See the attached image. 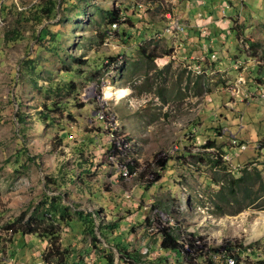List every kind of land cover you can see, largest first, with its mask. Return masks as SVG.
I'll use <instances>...</instances> for the list:
<instances>
[{"label":"rangeland","instance_id":"374dc122","mask_svg":"<svg viewBox=\"0 0 264 264\" xmlns=\"http://www.w3.org/2000/svg\"><path fill=\"white\" fill-rule=\"evenodd\" d=\"M48 1L0 0V264H54L61 252L66 264H105L103 248L114 264H229L212 248L263 244L264 0H70L38 20ZM169 16L185 32L157 37ZM199 25L206 38L189 49ZM109 86L124 96L105 97ZM103 103L127 136L114 160L95 118ZM207 139L223 143L226 168L211 165ZM245 171L251 197L228 190ZM57 193L69 214L55 220L52 255L16 218ZM76 209L91 213L96 240ZM163 226L179 252L160 246ZM233 264L264 259L241 252Z\"/></svg>","mask_w":264,"mask_h":264},{"label":"trees","instance_id":"16d2710c","mask_svg":"<svg viewBox=\"0 0 264 264\" xmlns=\"http://www.w3.org/2000/svg\"><path fill=\"white\" fill-rule=\"evenodd\" d=\"M67 1H70V0H62L61 3H59L57 0H49L47 4L40 7L41 11H38L37 19L39 20L41 16L48 18V19L54 17L55 16L54 8L56 7V5H60L61 8H63L62 3H66ZM108 10L109 11H108L107 16L110 17V20L116 19L115 12L112 9H108ZM116 20L111 21V23ZM15 32L16 31H13L11 34ZM47 32H48V28L46 27V24H44L40 28L37 34V37L40 39L45 38ZM15 36L16 34H14L12 38H14ZM146 56L149 58H152L149 52L146 53ZM222 144L217 143L214 139H207L205 141L204 146L205 147L216 146L217 155L214 156L213 158L211 157L209 158L207 157V158L209 159V161H211L212 166L226 168L227 163H225L221 157V153L224 151ZM205 153L206 155L208 154L207 152ZM256 176L258 177L259 185L261 186V188H263V193H264V182L261 179V175L257 173ZM249 180H251V182L253 181L252 176L248 174L247 171L241 172L238 176L232 177L231 182H230L232 186H230L228 190H230L232 194H235L236 188H233V187L240 188L241 187L240 185H243L244 195L247 197H251L250 196L251 187H250V183L248 182ZM61 198L62 196L59 193L53 194V195H46L45 198L40 200V202H38L31 210L21 212L16 218V221L22 222L19 232L21 234L26 233V232L35 233L36 235H39L40 238L46 239L47 242L49 243L48 250L50 249V253L52 255H54V252L52 253L51 251L56 250L58 253H60L59 248H58V243H57L58 234H57V226H56L55 220L67 219L66 215L69 214V212H67L69 211V207L67 204H64L63 202H61ZM260 207L264 208V205L261 204ZM74 213H76L78 216L82 217L88 222L86 226L87 230L90 233H92L91 238L93 239V241L96 240V235L93 234V220L91 217V213L89 212L83 213V211L80 209L74 210ZM82 215H85V216H82ZM146 220H148V218H146ZM10 225H13V223ZM161 234L162 236H161V240L159 243L160 246L163 248H167V249L171 248L179 252L180 250L179 247L183 246V244L179 242L178 238L173 234L172 230L167 229V227L163 226ZM220 247L223 248L224 250L223 255L225 253H226L225 255L226 257L228 255H231L234 257L235 261L239 260L240 253L245 250L244 244L238 241L237 239L226 240L224 244H222L221 246H215L212 248V250H215L214 252L218 253ZM103 251H104L103 255L105 257V264H114L112 250L110 248H103ZM50 253L48 252L47 254L45 252L44 256L46 257L47 255H51ZM219 254L221 253L219 252ZM62 255H64V253L62 254L61 252L59 261H57V263H54V264H66L67 263L64 259H62Z\"/></svg>","mask_w":264,"mask_h":264},{"label":"built area","instance_id":"2783aa9c","mask_svg":"<svg viewBox=\"0 0 264 264\" xmlns=\"http://www.w3.org/2000/svg\"><path fill=\"white\" fill-rule=\"evenodd\" d=\"M1 3V2H0ZM224 6H228V4H223L222 7ZM224 14V12H222ZM170 17V16H169ZM2 23V19L0 17V24ZM116 22H112V25H115ZM197 29L201 32V34L205 33L202 32V28L203 26L199 25L196 26ZM185 32V28H184V24L179 20V18H174V17H170V20L168 23H166V25L164 26V28L162 29L161 32H158V36L160 37L162 34H181ZM214 54H211V57H213ZM104 63V60H103ZM196 67H198V65H196ZM196 72H199V70H196ZM241 78V76L239 77ZM256 87L259 91V96L264 99V88L261 86V84H256ZM105 105L104 103L101 104V106L95 110V118L100 120L102 122V127L106 130V137H107V142L109 144V159L114 160L115 157L117 159V156H122L123 152H124V148H126L127 146V136H125V134L123 133H118L117 130V126L114 124V122L109 119V117L106 115L105 111H104ZM235 141H233L234 143ZM262 143H264V138L262 140ZM245 147V145L243 143L239 144V148L242 150ZM225 153H221V157L223 159V161H225V157L228 159L229 155L226 154L224 156ZM116 167H117V172L120 173L121 175L127 176L128 173V168H127V162H116ZM126 196H128V194H126ZM157 208H154L151 218L153 217V213L156 211ZM245 246V250L243 252L246 253H252L254 254V256L256 258L259 259H264V243L263 244H257L255 246L251 245L250 242L248 243H243ZM222 253H224V250H222ZM227 260L229 262V264H233L235 259L233 256L228 255L227 256Z\"/></svg>","mask_w":264,"mask_h":264},{"label":"bare ground","instance_id":"6f19581e","mask_svg":"<svg viewBox=\"0 0 264 264\" xmlns=\"http://www.w3.org/2000/svg\"><path fill=\"white\" fill-rule=\"evenodd\" d=\"M124 96V91L119 88H115L112 86L105 88V97L110 98H120ZM260 226L264 228V218H257L253 223L254 233L259 234L261 232Z\"/></svg>","mask_w":264,"mask_h":264},{"label":"crops","instance_id":"0c3cea01","mask_svg":"<svg viewBox=\"0 0 264 264\" xmlns=\"http://www.w3.org/2000/svg\"><path fill=\"white\" fill-rule=\"evenodd\" d=\"M204 11H206V9L203 10L202 14H205ZM207 11H210V9H207ZM193 13H194V12H193ZM193 13H192V14H193ZM186 14H187V13H186ZM192 14H191V15H192ZM202 19H204L203 16H202ZM211 27H212V26H211ZM213 27H214L213 29H216V28H217L216 24H214ZM195 29L197 30L196 32L200 34V37H199L197 40H193L192 38H188V39H187V41H190V43L187 42V43L189 44V49H191V48H193L195 45H197L198 42H199V46L202 45V43H201L200 41H203L202 38H206L205 36H202V35H201V32H200L196 27H195ZM199 34H198V35H199ZM191 39H192V41H191ZM195 47H196V46H195ZM201 51L203 52L202 49H201L199 52H201ZM152 56H154V55H152ZM162 58H163V57H162ZM197 59H198V58H197ZM244 72H245V70H244V69H241L238 73L243 74ZM250 79H251V77L249 78V80H250ZM251 82H252V81H251Z\"/></svg>","mask_w":264,"mask_h":264}]
</instances>
